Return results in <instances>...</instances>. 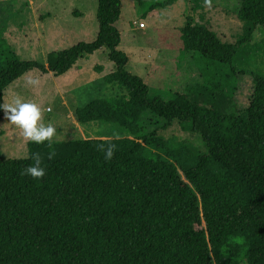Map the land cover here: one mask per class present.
Wrapping results in <instances>:
<instances>
[{
    "label": "trees",
    "instance_id": "trees-1",
    "mask_svg": "<svg viewBox=\"0 0 264 264\" xmlns=\"http://www.w3.org/2000/svg\"><path fill=\"white\" fill-rule=\"evenodd\" d=\"M121 2L97 0L91 43L48 53L44 64L12 52L0 61V104L27 72L63 75L101 49L114 64L105 82L126 91L76 109L81 124L110 135L29 141L24 159L0 155V264H264V75L230 66L264 27V0H237L244 27L234 42L187 17L183 49L197 56L203 82L169 100L147 94L142 78L125 69L115 26ZM237 73H249L255 87L248 106L233 112ZM4 115L0 108V123ZM174 121L201 137L204 153L159 134ZM109 144L115 154L106 161ZM37 153L46 176L21 175Z\"/></svg>",
    "mask_w": 264,
    "mask_h": 264
},
{
    "label": "rangeland",
    "instance_id": "rangeland-1",
    "mask_svg": "<svg viewBox=\"0 0 264 264\" xmlns=\"http://www.w3.org/2000/svg\"><path fill=\"white\" fill-rule=\"evenodd\" d=\"M169 0H122L117 50L128 61L125 69L142 78L147 94L169 100L176 92L202 83L198 58L185 52L181 28L187 17L206 26L223 41L234 42L243 32L244 23L236 18L237 0H212V7L200 0H175L165 8L150 7ZM97 0H12L0 2V61L9 52L25 60L44 64L48 53H57L79 43H91L97 33ZM145 13H147L145 15ZM144 16V17H143ZM238 70L264 75V27L258 26L249 41L234 54L231 65ZM223 66V70L229 67ZM114 70L113 61L104 49L83 55L68 73L54 77L32 70L5 90L4 102L12 103L19 96L38 104L44 110L45 124H53L58 138L70 140L85 135L105 134L97 123L83 125L76 109L91 98L102 95L111 99L126 91L106 83L104 76ZM28 77L39 78L37 87L27 86ZM249 73L236 75V89L228 109L240 112L246 108L254 90ZM119 136L121 135L118 131ZM159 134L196 146L205 152L197 133L184 130L178 121ZM27 142L22 130L5 119L0 123V155L7 159L27 157ZM240 264H245L241 262Z\"/></svg>",
    "mask_w": 264,
    "mask_h": 264
},
{
    "label": "clouds",
    "instance_id": "clouds-1",
    "mask_svg": "<svg viewBox=\"0 0 264 264\" xmlns=\"http://www.w3.org/2000/svg\"><path fill=\"white\" fill-rule=\"evenodd\" d=\"M205 6L212 7V0H204ZM27 86L37 87L40 84L39 78L28 77L25 81ZM0 108L4 110L5 119L22 130L26 140L33 143L42 144L45 142L51 143L58 138L57 128L51 124H45L44 110L36 103L25 101L22 97L17 96L12 103L3 102ZM114 138L119 139V135L114 134ZM115 145L109 144L104 152V159L111 161L114 157ZM54 153L49 154V159ZM33 164L24 169L21 175L30 176L34 180H40L46 176V168L42 167V158L39 153L33 157Z\"/></svg>",
    "mask_w": 264,
    "mask_h": 264
},
{
    "label": "crops",
    "instance_id": "crops-1",
    "mask_svg": "<svg viewBox=\"0 0 264 264\" xmlns=\"http://www.w3.org/2000/svg\"><path fill=\"white\" fill-rule=\"evenodd\" d=\"M70 70H71V69H70ZM70 70H69V71H70ZM67 73H68V72H67Z\"/></svg>",
    "mask_w": 264,
    "mask_h": 264
}]
</instances>
